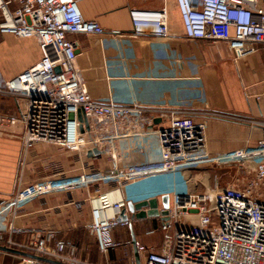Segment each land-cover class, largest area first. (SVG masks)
<instances>
[{"label": "built area", "instance_id": "built-area-1", "mask_svg": "<svg viewBox=\"0 0 264 264\" xmlns=\"http://www.w3.org/2000/svg\"><path fill=\"white\" fill-rule=\"evenodd\" d=\"M78 1L0 0V33L33 37L41 52L34 65L11 79L0 68V95L13 97L19 108L16 114L0 112V136L20 135L25 149L48 143L85 155L105 142L140 138L149 144L148 155L142 161L125 163L111 152V166L91 167L72 175L61 172L39 182L24 183L19 178L15 192L0 201V247L23 254L0 252L18 258L14 264H98L78 257L75 244L57 238L55 229L31 228V241L15 240L13 233L25 229L14 225V214L52 193L104 185L122 192L161 175L236 165L237 176L228 185L201 192L178 189L173 184L165 191L172 196L168 218L147 231L163 233L158 250L137 239L122 242L113 238L115 228L132 223L130 218L119 219L126 207L124 198L110 203L104 197L102 207L111 206L115 213L105 217L104 208H96L87 227L97 237L102 253L134 245L144 256V264H264V112L261 117L226 116L249 123L260 131V137L242 148L213 153L208 147L207 123L192 111L96 100L77 67L78 44L68 35H104L106 30L98 20L84 17ZM261 2L176 0L188 38L226 42L236 58L253 53L264 43ZM130 17L136 34L157 38L170 34L165 3L159 9L132 8ZM257 99L264 105V93ZM17 127L20 132H16ZM250 163L253 168H249Z\"/></svg>", "mask_w": 264, "mask_h": 264}, {"label": "crops", "instance_id": "crops-1", "mask_svg": "<svg viewBox=\"0 0 264 264\" xmlns=\"http://www.w3.org/2000/svg\"><path fill=\"white\" fill-rule=\"evenodd\" d=\"M164 3L169 10V36L157 38L148 33L136 34L130 9H159ZM261 3L264 4V0ZM78 7L85 18L98 20L106 30L104 35H68L78 44L77 67L96 100L192 111L197 118L203 117L206 121L208 147L213 153L242 148L260 137V131L249 123L226 116H262L264 105L257 96L264 93V43L258 44L253 53L236 58L226 42L188 38L176 0H79ZM0 38V68L7 79L39 60L36 52L40 49L35 38L1 33ZM0 96L10 98L13 113H18L13 97ZM15 130L21 131L20 127ZM147 146L149 144L142 143L140 138L125 137L95 147L101 151L99 155H85L48 143H37L25 149L19 135L3 134L0 136V201L13 192V185L19 178L24 183L39 182L61 172L72 175L91 167L111 166V152L122 162H139L146 159ZM156 147L157 144L153 148ZM249 168H253L252 163ZM158 178L146 183L140 181L122 192L104 185L39 197L12 219L18 229H25L13 233V238L29 242L34 237L31 228L55 229L57 238H67L75 244L80 258L100 264H144V256L137 254L134 245L125 244L102 253L97 237L87 225L93 221V210L104 208V197L110 203L124 198L132 223L128 227L115 228L113 238L122 242L137 239L160 249L163 233L148 234L147 231L158 228L167 215L163 212L168 213L172 196L169 190L167 194L160 192L176 185L177 179L173 176ZM138 192L148 194L130 202L137 204L156 199L157 207L145 205L142 210L156 209L159 214L137 217L135 213L139 210L129 209V200ZM168 194L169 207L165 208L159 201ZM102 213L107 217L115 212L107 206ZM13 259L0 252V264H14Z\"/></svg>", "mask_w": 264, "mask_h": 264}, {"label": "rangeland", "instance_id": "rangeland-1", "mask_svg": "<svg viewBox=\"0 0 264 264\" xmlns=\"http://www.w3.org/2000/svg\"><path fill=\"white\" fill-rule=\"evenodd\" d=\"M0 42H1V38H0ZM29 48H32L31 45L29 44ZM35 49V48H34ZM39 56V59L41 58V52H39V50H37L36 52ZM14 110V106H13V102L10 98L4 97V96H0V112L3 113H9V114H15L13 113ZM7 135L10 136V134L6 133ZM14 136H17L16 134H14ZM20 136V135H19ZM236 165H230L226 166V167H222V166H209V167H202V168H198V169H193V170H188L184 173L181 174H168V176H173L176 180V186L178 189H182V190H194V191H207V190H213L216 188V184L221 186H225L228 185L230 183H232L235 179V177L237 176V171L236 170ZM165 175H161L158 177H163ZM158 177H153L156 179H159ZM167 177V176H166ZM150 178V179H153ZM147 179L145 181H143L144 183H146L148 180ZM19 179H17L16 183L13 185L14 186V190L13 192H15L17 184H18ZM138 183H135V185H137ZM218 185V186H219ZM12 192V193H13ZM161 194H167V192H163ZM11 194L8 195V197H10ZM123 196L126 198V194L123 192ZM168 196L170 197V194H168ZM131 197V196H130ZM142 198H144V196L141 194V192L139 193H134V195H132V199L129 200V202L133 201V199L141 200ZM150 198V197H149ZM148 199V198H146ZM163 199H160L159 203L163 204ZM127 206V204H126ZM19 211H17L14 216H13V220L19 215ZM168 214V213H167ZM14 258V257H13ZM15 262L18 261V258H14L13 259ZM100 264V263H98Z\"/></svg>", "mask_w": 264, "mask_h": 264}, {"label": "water", "instance_id": "water-1", "mask_svg": "<svg viewBox=\"0 0 264 264\" xmlns=\"http://www.w3.org/2000/svg\"><path fill=\"white\" fill-rule=\"evenodd\" d=\"M57 70H59V68H57ZM93 153H96L97 155H99L101 153V151L99 149H97V148H93L92 150H90L88 152V154H93ZM162 199L164 201L163 202L164 207L168 208L169 207V196L165 195V196L162 197ZM157 204L158 203H157L156 199H151L149 201H144V202L137 203V204H133V203L129 202L128 203V207L133 212H135L136 210H139V212L135 213L137 217H145V216L157 215L159 213L156 211V209H150V210H148L146 212V211L142 210V207L145 206V205H150L151 207L155 208V207H157ZM163 213L167 214V211H165ZM127 218H128V214L126 212V207H124L121 210V213L119 215V219H127ZM163 218L167 219L168 217H167V215H164ZM0 249L6 250V251H9V252H13V253H17V254H23L20 251H17L15 249L6 248V247H0ZM138 263L140 264V262H138Z\"/></svg>", "mask_w": 264, "mask_h": 264}, {"label": "bare ground", "instance_id": "bare-ground-1", "mask_svg": "<svg viewBox=\"0 0 264 264\" xmlns=\"http://www.w3.org/2000/svg\"><path fill=\"white\" fill-rule=\"evenodd\" d=\"M99 216H101V213L99 214Z\"/></svg>", "mask_w": 264, "mask_h": 264}]
</instances>
